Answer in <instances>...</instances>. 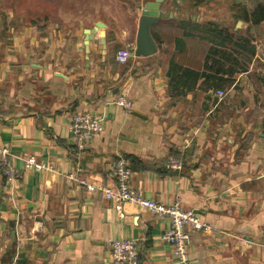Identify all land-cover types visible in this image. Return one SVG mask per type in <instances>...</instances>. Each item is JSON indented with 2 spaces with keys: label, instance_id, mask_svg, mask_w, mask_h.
<instances>
[{
  "label": "crops",
  "instance_id": "crops-1",
  "mask_svg": "<svg viewBox=\"0 0 264 264\" xmlns=\"http://www.w3.org/2000/svg\"><path fill=\"white\" fill-rule=\"evenodd\" d=\"M133 1L51 0L0 14V264H112L111 243L129 239L141 264H178L163 240L168 218L128 203L119 213L80 183L113 188L119 156L138 193L197 215L203 228H186L194 264H264V22L255 38L229 30L231 44L211 42L185 35L208 12L166 1L174 18L151 29L158 52L122 64L116 55L135 51L154 0ZM123 95L130 110L116 103ZM85 112L104 130L81 150L70 127ZM29 159L48 168L27 170ZM170 159L182 169L166 170Z\"/></svg>",
  "mask_w": 264,
  "mask_h": 264
},
{
  "label": "built area",
  "instance_id": "built-area-1",
  "mask_svg": "<svg viewBox=\"0 0 264 264\" xmlns=\"http://www.w3.org/2000/svg\"><path fill=\"white\" fill-rule=\"evenodd\" d=\"M134 56L133 48H126L119 51L116 59L119 63L125 64ZM227 94L223 91L217 92L220 100L226 98ZM116 103L130 110L132 102L126 96H120ZM71 134L81 150L85 144L104 130V119L91 113H78L71 121ZM8 155L7 149L0 148V164H5ZM182 162L170 159L164 164L166 170L180 171ZM27 170L41 171L48 166L37 163L34 159L25 161ZM133 172L130 165L123 157H118L113 168L115 185L113 188L106 186H95L86 181L80 183L90 192H100L105 199L112 201L116 205V210L120 213L123 205L134 204L151 211L158 217L168 218L171 223L169 230L163 235V240L173 248L174 258L178 264H194L190 256L191 235L187 227L202 229L203 224L193 211L184 210L181 202L177 201L171 206H164L154 200L145 198L138 193L131 185ZM7 179L12 181L17 176L15 168H10L6 173ZM141 253L138 242L134 239L118 240L111 243L112 264H141Z\"/></svg>",
  "mask_w": 264,
  "mask_h": 264
},
{
  "label": "rangeland",
  "instance_id": "rangeland-1",
  "mask_svg": "<svg viewBox=\"0 0 264 264\" xmlns=\"http://www.w3.org/2000/svg\"><path fill=\"white\" fill-rule=\"evenodd\" d=\"M49 1L51 0H0V14L12 9L15 10V8L17 10L20 9L21 12L23 11L24 14H28L29 7L33 8L32 12H38L40 9H42L44 2ZM53 1L55 0H52V2ZM139 1L141 0H134L133 5L134 2L137 3ZM256 1L260 0H214L212 3L208 4L202 9L208 12L210 22H214L215 24H218L221 27L228 28V30H231L233 32L240 31L239 34H245L248 37L250 36L252 38H255V36H257L256 34H258L257 31L261 27H250L248 24L243 23V28L238 29L237 24L238 22L242 21L237 16L239 15L240 9L242 7L251 9ZM37 4L39 5V8H37ZM256 40L260 41L261 44H264L263 38L260 37Z\"/></svg>",
  "mask_w": 264,
  "mask_h": 264
},
{
  "label": "water",
  "instance_id": "water-1",
  "mask_svg": "<svg viewBox=\"0 0 264 264\" xmlns=\"http://www.w3.org/2000/svg\"><path fill=\"white\" fill-rule=\"evenodd\" d=\"M166 1L172 2L177 9L176 11L180 13L181 5L185 4L188 0H154L153 2H149L145 5L139 20L137 42L134 51L135 57L138 58L149 57L155 55L158 52L159 47L152 35L151 29L156 23H158L159 21L165 18H174L173 13L164 12V10L162 9ZM241 25L242 22H238L237 26L241 27ZM96 29L101 30V43L103 45V48L106 49V39L104 32L105 25L103 23H98L96 25ZM93 39H94L93 31H87V37L85 41L87 53L90 52L89 43ZM0 73H1V67H0Z\"/></svg>",
  "mask_w": 264,
  "mask_h": 264
},
{
  "label": "trees",
  "instance_id": "trees-1",
  "mask_svg": "<svg viewBox=\"0 0 264 264\" xmlns=\"http://www.w3.org/2000/svg\"><path fill=\"white\" fill-rule=\"evenodd\" d=\"M191 8L202 9L208 4L212 3L214 0H188ZM242 23L248 24L250 27H259L264 22V0L256 1L251 9L242 7L240 13L237 16ZM187 28V27H186ZM192 30L185 32V35H200L202 38L210 40L211 42L219 41L221 44H231L233 42V35L229 32L228 28H224L215 24L214 22H205L201 24H196L191 27ZM184 29V28H183ZM238 33L240 31H237ZM245 43H249L247 38H241ZM240 40V39H239ZM158 40H156L157 42ZM177 39V43L180 42ZM160 41L157 42L160 45ZM253 51V55H254ZM129 163V162H128Z\"/></svg>",
  "mask_w": 264,
  "mask_h": 264
}]
</instances>
